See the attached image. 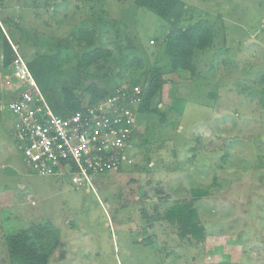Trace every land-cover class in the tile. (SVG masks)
Instances as JSON below:
<instances>
[{
    "label": "rangeland",
    "instance_id": "1",
    "mask_svg": "<svg viewBox=\"0 0 264 264\" xmlns=\"http://www.w3.org/2000/svg\"><path fill=\"white\" fill-rule=\"evenodd\" d=\"M181 1L171 26L135 0H0L15 57L60 53L55 94L70 85L85 102L90 83L159 85L137 113L134 164L76 189L23 165L0 50V264L9 235L46 222L58 234L48 264H264V0ZM194 25L211 42L194 49L192 72L175 69L168 33ZM88 32L87 47L77 38Z\"/></svg>",
    "mask_w": 264,
    "mask_h": 264
},
{
    "label": "built area",
    "instance_id": "2",
    "mask_svg": "<svg viewBox=\"0 0 264 264\" xmlns=\"http://www.w3.org/2000/svg\"><path fill=\"white\" fill-rule=\"evenodd\" d=\"M15 91L9 107L23 165L43 177L69 178L94 191L96 176L134 164L132 145L141 88L121 86L103 100L65 116L50 108L18 56L10 66Z\"/></svg>",
    "mask_w": 264,
    "mask_h": 264
},
{
    "label": "trees",
    "instance_id": "3",
    "mask_svg": "<svg viewBox=\"0 0 264 264\" xmlns=\"http://www.w3.org/2000/svg\"><path fill=\"white\" fill-rule=\"evenodd\" d=\"M137 9H144L154 14L162 22L170 23L171 26L184 12L185 3L181 0H135ZM93 33L78 34L77 40L85 42L88 47L91 44ZM212 36L207 29L199 26H190L186 30L172 27L166 38V50L170 62L175 69H187L193 71L191 56L194 49L203 50L210 44ZM0 46L2 53V65L4 68L11 66L15 58V50L8 42L6 33L0 26ZM102 56V51L94 49L82 55V65L87 68L97 62ZM60 53L56 52L50 56H38L27 64L28 70L36 82L44 99L56 115L65 116L88 105H93L110 95L112 91L121 88L114 86L110 90L100 88L95 83L87 86L89 100L81 102L70 85L62 86L55 94L50 88L51 77L56 70ZM264 90V77L261 79ZM129 86H135L128 84ZM123 86V85H122ZM159 91L157 82L151 81L141 90L139 104L136 112L140 114L149 113V106L152 99ZM157 112V110H155ZM140 146V144H138ZM137 166H134L135 168ZM58 242L57 230L50 222L32 226L31 228L9 235L5 239L7 257L9 264H48L49 257L56 248Z\"/></svg>",
    "mask_w": 264,
    "mask_h": 264
}]
</instances>
